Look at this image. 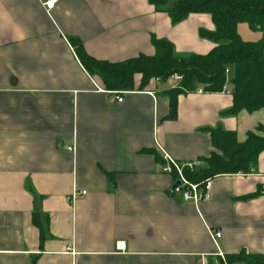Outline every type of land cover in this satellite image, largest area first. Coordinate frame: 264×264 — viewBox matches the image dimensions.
I'll list each match as a JSON object with an SVG mask.
<instances>
[{"label":"crops","instance_id":"1","mask_svg":"<svg viewBox=\"0 0 264 264\" xmlns=\"http://www.w3.org/2000/svg\"><path fill=\"white\" fill-rule=\"evenodd\" d=\"M200 30L214 31L209 15L172 25L148 0H58L49 13L37 0H0V264H221L217 248L225 260L264 255V195L245 199L264 185L263 155L254 172L212 178L197 206L160 172L163 154L208 158L206 130L217 126L244 142L264 109L223 116L229 87L179 96L167 120L168 83L139 91L135 75L133 91L110 94L68 42L118 64L153 56V39L204 56L216 45ZM210 233L221 235L215 244Z\"/></svg>","mask_w":264,"mask_h":264},{"label":"trees","instance_id":"2","mask_svg":"<svg viewBox=\"0 0 264 264\" xmlns=\"http://www.w3.org/2000/svg\"><path fill=\"white\" fill-rule=\"evenodd\" d=\"M158 13L167 14L175 25L189 15H209L214 25L213 32L200 30L199 36L216 46L206 55L177 56L172 45L165 40L152 41L154 55L109 64L90 58L79 40L69 38L68 42L83 69L97 77L106 92L133 91V77L141 76L138 87L142 91L151 80L166 81L173 75L182 80L178 87L168 90L169 101L167 120L176 118L177 98L197 90L206 93H221L226 84V76L231 71V108L223 116H235L241 111L251 114L264 109V42H243L237 34V26L246 24L252 32L264 29V0H148ZM210 135L213 152L201 160L202 169L189 173L187 180L199 183L223 175H247L256 171L260 155L264 158V125H258L253 132L238 143L234 132L217 126L206 130ZM264 195L262 188L245 199ZM36 217L33 224L42 229ZM43 240V239H42ZM227 264H264V255L240 253L227 258Z\"/></svg>","mask_w":264,"mask_h":264},{"label":"built area","instance_id":"3","mask_svg":"<svg viewBox=\"0 0 264 264\" xmlns=\"http://www.w3.org/2000/svg\"><path fill=\"white\" fill-rule=\"evenodd\" d=\"M40 6L49 13L52 11L57 4L58 0H37ZM182 78L179 75H173L168 78L166 81H162L157 78L154 81L157 83H168V85L175 89L178 87ZM198 93L201 90H197ZM222 92L229 94L228 89L226 87L223 88ZM113 95H118L119 93L109 92ZM117 102H121L122 99L116 97ZM67 151H73L72 147H67ZM203 164L201 161H194L189 163H177L171 160L167 155L163 154V162L160 164V172L162 174H166L173 177L174 183L179 182V186L176 187L173 191V194L178 196L183 202L192 203L197 206L199 203L203 201H208L210 198L212 179H205L199 183H191L187 180L185 176V171L189 173H194L200 169H202ZM262 189L264 190V185H262ZM84 193H81L79 197L84 196ZM78 197L77 194L73 193L70 197L67 198L68 202L72 203ZM220 233H210V238L215 242L220 239ZM216 255L221 259V264H227L225 257L221 254L217 248ZM203 264V263H200Z\"/></svg>","mask_w":264,"mask_h":264},{"label":"rangeland","instance_id":"4","mask_svg":"<svg viewBox=\"0 0 264 264\" xmlns=\"http://www.w3.org/2000/svg\"><path fill=\"white\" fill-rule=\"evenodd\" d=\"M174 1L175 0H171V2ZM237 34L243 42H257L260 40L264 42V29L261 32H252L248 29L246 24H240L237 26ZM263 59H264V51H263ZM231 79H232V72L230 71L226 76V84H225L226 88L231 87Z\"/></svg>","mask_w":264,"mask_h":264},{"label":"water","instance_id":"5","mask_svg":"<svg viewBox=\"0 0 264 264\" xmlns=\"http://www.w3.org/2000/svg\"><path fill=\"white\" fill-rule=\"evenodd\" d=\"M179 186V182H175L171 187V193H173L174 189Z\"/></svg>","mask_w":264,"mask_h":264}]
</instances>
